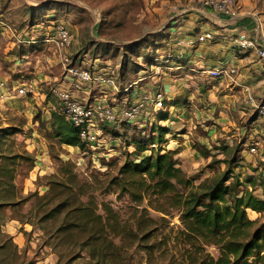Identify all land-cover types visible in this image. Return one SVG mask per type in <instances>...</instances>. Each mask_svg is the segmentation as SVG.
Masks as SVG:
<instances>
[{
    "label": "rangeland",
    "instance_id": "obj_1",
    "mask_svg": "<svg viewBox=\"0 0 264 264\" xmlns=\"http://www.w3.org/2000/svg\"><path fill=\"white\" fill-rule=\"evenodd\" d=\"M200 8L201 0H0V226L12 214L22 219L14 220L20 241L2 234L0 227V264H52L53 257L54 264L93 262L88 248L82 247L84 234L72 232L69 241L61 239L53 233L60 219L44 218L53 203L41 204L40 195L48 191L51 175L84 187L86 194L122 208L130 218L131 198L120 192L115 178L123 161L171 150L195 185L220 174L227 159L234 169L230 181L239 176L241 189L249 187L264 197V125L248 106L247 91L234 80H213L204 72L211 66L198 60L181 67L173 62L180 54L173 52L171 27L192 16L207 20L197 14ZM56 22L72 29L69 54L77 64L83 60L84 65L110 71L147 105L138 120L105 126L84 148L62 143L55 135L53 113H60L55 91L69 85L63 55L49 36ZM215 38L202 42V48L213 45ZM192 45L195 48L197 41ZM26 84H33L35 92L22 95L18 87ZM94 90L118 109L125 107V92ZM159 91L164 103L155 108L151 100ZM158 115L168 118L158 120ZM254 139L262 141L256 153L248 147ZM138 144L148 149L136 152ZM249 175L255 184L244 181ZM248 213L264 221V213ZM149 214L157 219L164 215L153 207ZM166 218L163 233L154 232L149 244H159L167 233L169 248L159 244L163 248L150 255L132 247V257L122 252L118 262L178 264L186 247L172 239L182 227L178 209L170 208ZM209 250L218 256L216 246ZM71 256L75 258L68 262Z\"/></svg>",
    "mask_w": 264,
    "mask_h": 264
},
{
    "label": "trees",
    "instance_id": "obj_2",
    "mask_svg": "<svg viewBox=\"0 0 264 264\" xmlns=\"http://www.w3.org/2000/svg\"><path fill=\"white\" fill-rule=\"evenodd\" d=\"M53 114L55 135L62 143L81 148L90 143L82 138L80 128L64 115ZM167 118L158 115L156 119ZM122 123L127 124L126 121ZM159 128L162 131L163 127ZM162 138L161 132L157 139ZM139 144L136 152L148 149ZM202 153L206 154L205 151ZM223 161L227 164L226 169L195 185L171 150L155 152L139 160L127 157L119 168L120 175L115 178L120 192L131 198L132 203L128 205L133 210L130 218L125 217L122 208H115L104 200L97 201L91 192L86 194L84 187L79 189L77 184L56 180L51 175L48 191L40 195L44 199L41 204L53 203L44 218L56 216L60 219L53 233L61 234V239L69 241L72 232L84 234L82 247L88 248L93 261L86 264H120L122 252L124 257H132V247L150 255L161 246L159 244L167 248L171 239L167 233L157 245L149 244L150 238L159 230L163 233L166 225H162V221H168L169 209H178L182 227L172 239L186 246L178 264H258L264 261V221L251 218L248 211L264 213V197L257 196L249 187L241 189L239 176L230 181L234 175L232 161ZM253 178L249 175L244 181L252 185L255 184ZM261 186L264 189V183ZM146 199L147 204L143 205ZM160 199L167 204L161 203ZM149 207L164 215L158 219L152 217ZM212 245L218 248L217 257L209 250ZM59 255L62 257V252Z\"/></svg>",
    "mask_w": 264,
    "mask_h": 264
},
{
    "label": "built area",
    "instance_id": "obj_3",
    "mask_svg": "<svg viewBox=\"0 0 264 264\" xmlns=\"http://www.w3.org/2000/svg\"><path fill=\"white\" fill-rule=\"evenodd\" d=\"M201 7L199 10L208 9L232 18L238 17L240 9L237 0H201ZM51 28L53 33L49 36L63 55L64 69L69 80L67 87L55 91L59 98V112L70 123L80 128L82 138L93 142L105 126L138 120L147 108V105L144 104L145 100H141L142 96L139 99L134 95V92H129V85L118 82L116 76L108 70H98L96 65H84L85 61L83 60L81 64H77V60L74 61L69 54L74 34L67 23L56 22ZM258 32L257 39L242 35L239 38L238 49L240 51L255 49L258 55L264 58V23L260 25ZM214 38L215 34L212 31H205L198 35L197 40L205 42ZM177 43H182V40L177 38ZM221 72L219 69L210 70V74L213 76H218ZM96 86L102 89L109 87L128 94L123 99L125 107L118 109L116 105H112L102 98V95H96L94 93ZM18 88L22 95L35 92L33 84L31 86L22 85ZM145 99L148 97L145 96ZM151 101L155 108L163 107V94L159 91ZM249 103L264 125V101H257L254 97H249ZM259 145V140H253L248 145L250 152L256 153Z\"/></svg>",
    "mask_w": 264,
    "mask_h": 264
},
{
    "label": "crops",
    "instance_id": "obj_4",
    "mask_svg": "<svg viewBox=\"0 0 264 264\" xmlns=\"http://www.w3.org/2000/svg\"><path fill=\"white\" fill-rule=\"evenodd\" d=\"M237 2L240 9L236 18L220 15L208 9H198L199 13L197 14L200 17L203 14L207 20L196 21V17L192 16V19L172 26V49L173 52L180 54L173 62L181 67L198 60L200 63L211 66L204 72L209 73L213 69L221 70L220 75H212L211 78H214L213 80L216 78L234 80L238 86H242V90L247 91L248 106L254 112L249 103V97H254L257 101H264V58L260 57L255 49L240 51L237 46L242 35L254 39L259 37L258 28L264 23V0H237ZM211 24L215 26H211ZM191 28H198L196 31L198 34L191 33L189 30ZM205 31H212L216 36L214 44L207 46L206 49L202 48L204 47L202 42L197 40L198 35ZM177 38L181 39L182 43H177ZM195 41H197V46L194 48L192 44ZM200 56H204V59ZM230 70L234 72L231 73ZM228 71L229 74H227ZM262 134H264V129ZM6 204L13 206L10 201H6ZM16 219L22 220L12 214L0 227L2 234L20 241L22 240L21 232H16L14 224ZM51 260L54 264L57 259L53 257ZM59 263H61L60 260Z\"/></svg>",
    "mask_w": 264,
    "mask_h": 264
}]
</instances>
